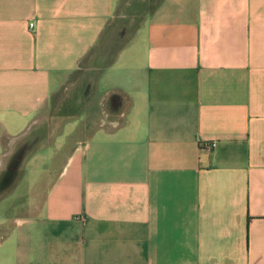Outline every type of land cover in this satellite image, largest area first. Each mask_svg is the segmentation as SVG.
<instances>
[{
    "label": "crops",
    "instance_id": "obj_1",
    "mask_svg": "<svg viewBox=\"0 0 264 264\" xmlns=\"http://www.w3.org/2000/svg\"><path fill=\"white\" fill-rule=\"evenodd\" d=\"M121 1L0 0V264H264V0Z\"/></svg>",
    "mask_w": 264,
    "mask_h": 264
},
{
    "label": "rangeland",
    "instance_id": "obj_2",
    "mask_svg": "<svg viewBox=\"0 0 264 264\" xmlns=\"http://www.w3.org/2000/svg\"><path fill=\"white\" fill-rule=\"evenodd\" d=\"M122 1L120 3V7H119L120 9L123 8V4H124V3H122ZM141 4L142 3L138 2L136 4H132V6L130 7L131 9L133 8L134 10L137 11L136 15L139 14V9H141ZM124 15H125L124 17H126L127 14H124ZM128 15H134V13H131V14H128ZM129 19H130V25H134L136 23V20H137L136 18L135 19L129 18ZM127 22H128V20L125 19V18H122V17L120 19L116 18L115 22L113 23V26L114 27H119L120 26L121 28H123L124 25H127L129 23V22L128 23ZM128 35H129V33L126 32L125 36H128ZM12 187L9 190L10 192L6 196H4L3 199H1L2 202H5V201L7 202V199H8V201L11 200V204L9 203L10 205H8L9 207L5 208L6 215H10V216L12 215L13 211L16 209V206L18 204V200L15 197L16 196V192H17L16 187L15 188H14V186H12ZM0 212H1V203H0ZM0 216H2L1 213H0Z\"/></svg>",
    "mask_w": 264,
    "mask_h": 264
},
{
    "label": "built area",
    "instance_id": "obj_3",
    "mask_svg": "<svg viewBox=\"0 0 264 264\" xmlns=\"http://www.w3.org/2000/svg\"><path fill=\"white\" fill-rule=\"evenodd\" d=\"M32 27H33V24L30 23L29 28L31 29ZM215 145H216L215 142H206L202 146L206 147L207 149H213L215 147Z\"/></svg>",
    "mask_w": 264,
    "mask_h": 264
}]
</instances>
